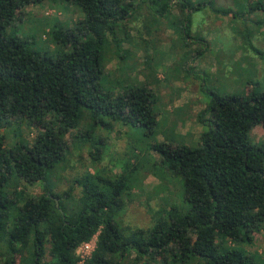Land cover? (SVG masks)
<instances>
[{"label":"trees","instance_id":"trees-1","mask_svg":"<svg viewBox=\"0 0 264 264\" xmlns=\"http://www.w3.org/2000/svg\"><path fill=\"white\" fill-rule=\"evenodd\" d=\"M50 1L0 0V264H140L148 256H169L177 264H261L235 244L264 230V143L251 138L264 125V93L242 98L208 91L209 101L197 114L203 126L198 145L152 147L183 178L185 206L171 200L148 229L123 221L136 185L128 174L133 168L115 178L87 172L64 192L43 183L50 170L68 161L71 147L64 136L70 130H78L76 144L88 147L96 163L102 158L89 139L97 128L113 129L107 119L153 132L160 116L149 87L117 94L103 84V47L110 37L117 42L119 30L126 32L138 12L135 0H63L80 7L84 18L55 33V55L12 31L20 10ZM176 3L184 9L186 28L192 13L209 7L202 0H165L161 12ZM210 6L219 9L213 0ZM247 8L254 16L264 11V0ZM27 123L39 130L31 145L18 132ZM22 184H40L44 193L21 199ZM75 190L81 196L71 203ZM95 237L94 250L82 262L78 250Z\"/></svg>","mask_w":264,"mask_h":264},{"label":"rangeland","instance_id":"rangeland-1","mask_svg":"<svg viewBox=\"0 0 264 264\" xmlns=\"http://www.w3.org/2000/svg\"><path fill=\"white\" fill-rule=\"evenodd\" d=\"M202 1L209 7L192 13L191 27L186 28V23L182 26L172 9L161 12L165 0L152 3L135 0L138 12L127 33L119 30L117 42L110 37L103 47L107 72L103 84L117 94L131 86L149 87L158 100V125L152 132L131 122L107 119L113 129L109 130V126L97 128L89 139L88 145L100 152L102 158L97 164L92 162L88 147H83L79 139L76 144L78 130H70L64 136L71 147L68 161L47 173L43 183L48 188L56 184V190L64 192L87 172L115 178L124 169L133 168L128 174L136 185L126 199L123 216L126 226L152 227L154 216L165 214L171 200L183 207V178L170 171L152 147L162 142L196 147L203 129L197 114L209 101L208 91L242 98L264 93V11L254 16L247 12V7L259 0H213L219 8L214 11L210 6L212 0ZM234 12H239L237 17ZM81 18L84 13L80 7L63 0H51L20 10L12 31L30 39L42 53L55 55L54 50L58 48L53 42L55 33ZM84 115L82 111L83 120ZM1 132L5 133L4 129ZM6 132L10 146L12 133ZM18 132L22 140L31 145L39 130L27 123ZM251 138L256 144H263L264 125L254 128ZM27 193L42 194L44 191L40 184H22L21 199ZM74 193L71 203L81 196L79 190ZM95 244L96 239L79 249L80 256H89ZM235 246L264 264V230L254 232L250 242ZM139 263L177 264L169 256H148Z\"/></svg>","mask_w":264,"mask_h":264},{"label":"crops","instance_id":"crops-1","mask_svg":"<svg viewBox=\"0 0 264 264\" xmlns=\"http://www.w3.org/2000/svg\"><path fill=\"white\" fill-rule=\"evenodd\" d=\"M172 11L178 16V21H180L182 23V26H184L185 25V22H184L185 15H184V9L182 8V6L178 3H176L175 6L172 8ZM196 13H198V12H196ZM191 20H192V17L189 20V22H190L189 26L190 27H191ZM202 131H203V129H202ZM202 131H201V133H202Z\"/></svg>","mask_w":264,"mask_h":264},{"label":"built area","instance_id":"built-area-1","mask_svg":"<svg viewBox=\"0 0 264 264\" xmlns=\"http://www.w3.org/2000/svg\"><path fill=\"white\" fill-rule=\"evenodd\" d=\"M94 239H96V241H97V238L95 237ZM93 239V240H94ZM93 240L90 242V243H86V244H84V245H82V247H85V246H89L92 242H93ZM95 246H96V244H95ZM82 247H80V249L82 248ZM94 250V249H93ZM92 253V252H91ZM78 254H79V250H78ZM91 255V254H90ZM89 255V256H90ZM79 256H80V254H79ZM89 256H87V257H89ZM87 257H82V256H80V258H81V260H82V262L87 258Z\"/></svg>","mask_w":264,"mask_h":264}]
</instances>
